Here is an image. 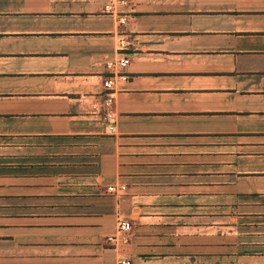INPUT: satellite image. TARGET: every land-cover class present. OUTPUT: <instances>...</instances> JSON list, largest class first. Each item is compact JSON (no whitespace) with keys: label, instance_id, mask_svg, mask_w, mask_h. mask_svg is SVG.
I'll list each match as a JSON object with an SVG mask.
<instances>
[{"label":"crops","instance_id":"0c3cea01","mask_svg":"<svg viewBox=\"0 0 264 264\" xmlns=\"http://www.w3.org/2000/svg\"><path fill=\"white\" fill-rule=\"evenodd\" d=\"M125 260L264 264V0H0V264Z\"/></svg>","mask_w":264,"mask_h":264},{"label":"built area","instance_id":"2783aa9c","mask_svg":"<svg viewBox=\"0 0 264 264\" xmlns=\"http://www.w3.org/2000/svg\"><path fill=\"white\" fill-rule=\"evenodd\" d=\"M119 3L121 4H126L127 3V0H118ZM110 6H107L106 8L109 9ZM129 63V59L127 56L125 57H122L120 60H119V66L120 68H125ZM113 80L112 78L106 80L104 82V87L107 89V90H112L113 87ZM106 105L110 106L111 103H112V99L111 97H109L107 100H106ZM107 117L108 118H112L111 114L110 113H107ZM124 189V187H121L120 190L122 191ZM109 190H113L112 187H109ZM132 226H131V223L127 220H119V224H118V232L120 233V235L125 239L124 235L126 233H128L130 230H131ZM113 239V237H108V240L111 241ZM121 264H130L129 261H122Z\"/></svg>","mask_w":264,"mask_h":264},{"label":"rangeland","instance_id":"374dc122","mask_svg":"<svg viewBox=\"0 0 264 264\" xmlns=\"http://www.w3.org/2000/svg\"><path fill=\"white\" fill-rule=\"evenodd\" d=\"M112 118H113V117H112ZM112 118H111V119H112ZM108 119H110V118H108ZM124 237H126V236L124 235ZM121 239L123 240L124 238L121 236ZM124 240H125V239H124Z\"/></svg>","mask_w":264,"mask_h":264}]
</instances>
